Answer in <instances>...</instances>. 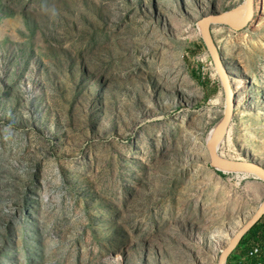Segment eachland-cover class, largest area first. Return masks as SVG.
I'll return each instance as SVG.
<instances>
[{
    "label": "rangeland",
    "instance_id": "1",
    "mask_svg": "<svg viewBox=\"0 0 264 264\" xmlns=\"http://www.w3.org/2000/svg\"><path fill=\"white\" fill-rule=\"evenodd\" d=\"M243 3L0 0V264H218L264 181L210 165L226 94L198 23ZM253 15L211 26L238 81L219 153L264 168Z\"/></svg>",
    "mask_w": 264,
    "mask_h": 264
},
{
    "label": "water",
    "instance_id": "2",
    "mask_svg": "<svg viewBox=\"0 0 264 264\" xmlns=\"http://www.w3.org/2000/svg\"><path fill=\"white\" fill-rule=\"evenodd\" d=\"M246 1V12L244 18L240 22L232 21L225 13L214 14L201 19L198 23L203 41L212 58L215 70L222 83L223 89L226 94V106L224 110V117L220 122V128L215 135L207 150L210 157V165L224 172H242L253 175L254 177L264 181V168L256 163H248L236 160H228L218 155V148L224 140L234 111V91L230 83L229 74L224 65L222 56L214 41L211 26L213 24L226 25L232 28L243 29L248 25L253 16L254 0ZM264 216V201L259 207L258 211L249 219L242 227L232 235V239L224 249L221 250V255L218 264H227L228 258L232 252L237 248L241 239L260 221Z\"/></svg>",
    "mask_w": 264,
    "mask_h": 264
},
{
    "label": "bare ground",
    "instance_id": "3",
    "mask_svg": "<svg viewBox=\"0 0 264 264\" xmlns=\"http://www.w3.org/2000/svg\"><path fill=\"white\" fill-rule=\"evenodd\" d=\"M245 12H246V1L245 3H243L241 6L237 7L236 9H233L226 14V16L231 19L232 21H236V22H240L242 21V19L244 18V15H245ZM254 16V15H253ZM249 25V24H248ZM234 29H237V28H234ZM212 31V30H211ZM158 47V46H157ZM159 48V47H158ZM164 62V60H163ZM165 63V62H164ZM236 83H238V81H232V87H233V91H234V88L236 86ZM234 97H235V100H236V95L234 94ZM238 102V100H236V103ZM234 102V106L236 104ZM230 127V126H229ZM219 128H220V125L219 127H216L212 130V132L210 133V136L208 138V146L210 145L211 141L213 140V138L215 137V135L218 133L219 131ZM229 129V128H228ZM228 132V131H227ZM227 134V133H226ZM226 137V136H225ZM208 148V147H207ZM218 155L224 159H228V160H232L230 158H226L223 154H220L219 153V148H218ZM255 163V162H254ZM216 169V168H215ZM218 170V169H217ZM224 172V171H222ZM227 173H242V172H227ZM242 174H247V173H242ZM250 175V174H249ZM243 224V223H242ZM241 227V224H238L235 229H240ZM235 232H233L234 234ZM216 238L219 240V241H226V242H230V240L232 239V235L231 234H217L216 235Z\"/></svg>",
    "mask_w": 264,
    "mask_h": 264
},
{
    "label": "trees",
    "instance_id": "4",
    "mask_svg": "<svg viewBox=\"0 0 264 264\" xmlns=\"http://www.w3.org/2000/svg\"><path fill=\"white\" fill-rule=\"evenodd\" d=\"M264 241V216L260 219V221L241 239L240 243L238 244L237 248L232 252L230 257L228 258V264L231 260L235 259L238 260L239 257L236 256L238 250H243L244 252L250 248L248 247V242L252 241L253 243H257L258 240ZM254 246V244H253ZM262 255V253H261ZM236 257V258H235ZM256 259L252 261L245 262L244 264H256ZM264 264V257L261 260Z\"/></svg>",
    "mask_w": 264,
    "mask_h": 264
},
{
    "label": "built area",
    "instance_id": "5",
    "mask_svg": "<svg viewBox=\"0 0 264 264\" xmlns=\"http://www.w3.org/2000/svg\"><path fill=\"white\" fill-rule=\"evenodd\" d=\"M261 256V248L259 245H254L250 248L247 252V255L244 257L245 262L252 261L256 259V264H263L262 261L259 259ZM236 264H243V259L236 260Z\"/></svg>",
    "mask_w": 264,
    "mask_h": 264
},
{
    "label": "crops",
    "instance_id": "6",
    "mask_svg": "<svg viewBox=\"0 0 264 264\" xmlns=\"http://www.w3.org/2000/svg\"><path fill=\"white\" fill-rule=\"evenodd\" d=\"M236 256H238V252L236 253ZM236 258V257H235ZM234 262H236L235 259L231 260L230 264H234Z\"/></svg>",
    "mask_w": 264,
    "mask_h": 264
}]
</instances>
